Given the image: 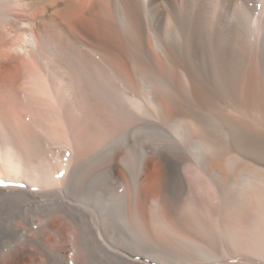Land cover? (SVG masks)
Returning <instances> with one entry per match:
<instances>
[{
  "label": "bare ground",
  "instance_id": "bare-ground-1",
  "mask_svg": "<svg viewBox=\"0 0 264 264\" xmlns=\"http://www.w3.org/2000/svg\"><path fill=\"white\" fill-rule=\"evenodd\" d=\"M263 35L264 0H0V199L23 209L24 222L12 224L15 233L40 235L12 249L14 262L31 246L47 249L42 236L65 230L58 221L73 223L81 249L93 255L85 239L93 230L80 222L87 210L68 203L60 188L68 179L62 172L73 166L81 168L85 182L104 168L120 184L125 175L131 212L150 155L174 174L181 160L192 158L185 148L192 141L193 161L211 175L219 173L186 109L209 100L200 75L216 80L237 59L244 67L243 98L264 102V61L255 50ZM247 40L253 44L249 55L239 51ZM146 74L166 82L157 111L167 109L185 141L143 155L138 89ZM95 119L106 126L94 136ZM170 184L172 192L180 187L179 181ZM26 211H37L42 223L33 224Z\"/></svg>",
  "mask_w": 264,
  "mask_h": 264
},
{
  "label": "rangeland",
  "instance_id": "rangeland-1",
  "mask_svg": "<svg viewBox=\"0 0 264 264\" xmlns=\"http://www.w3.org/2000/svg\"><path fill=\"white\" fill-rule=\"evenodd\" d=\"M250 47L253 44L247 40L239 45V51L249 55ZM255 50L260 62L264 61V35ZM233 66L213 81L200 75L209 100L193 101L196 104L186 109L209 145L219 173L211 175L193 161L197 152L192 141L185 146L192 158L186 163L181 160L175 175L150 155L141 175L136 210L131 212L125 175L120 184L111 169L104 168L85 182L81 168L73 166L76 174L69 179L72 169L68 174V170L63 171L61 177L68 175V179L62 178L60 188L68 203L87 210L80 222L93 230L94 234L85 238L93 255L81 249L78 235L70 229L73 223L69 226L58 221L65 230L60 236H42L47 249L34 250L31 246L30 254L14 262L12 249L26 244L28 237L32 240L40 235L36 230L28 236L15 233L11 227L24 222L20 218L23 209L0 199V264H106V260L120 264L119 256L140 264H264V102L243 98L239 77L244 67L238 59ZM164 84L150 74L140 78L142 110L137 137L143 155L150 153V148H167L185 141L167 109L157 111L158 99L164 101ZM103 126L104 121L95 119L93 135ZM122 144L127 145L125 138ZM89 170H95L93 162ZM176 181L180 187L172 192L169 184L175 186ZM34 212L26 214L33 224L40 225L42 220Z\"/></svg>",
  "mask_w": 264,
  "mask_h": 264
},
{
  "label": "snow or ice",
  "instance_id": "snow-or-ice-1",
  "mask_svg": "<svg viewBox=\"0 0 264 264\" xmlns=\"http://www.w3.org/2000/svg\"><path fill=\"white\" fill-rule=\"evenodd\" d=\"M0 183H2V182H0Z\"/></svg>",
  "mask_w": 264,
  "mask_h": 264
}]
</instances>
